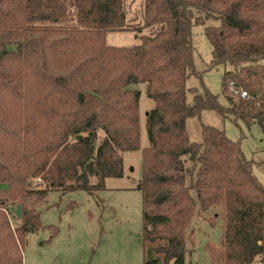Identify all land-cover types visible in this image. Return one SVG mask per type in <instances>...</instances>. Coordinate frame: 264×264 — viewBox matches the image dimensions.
<instances>
[{
  "label": "trees",
  "instance_id": "obj_1",
  "mask_svg": "<svg viewBox=\"0 0 264 264\" xmlns=\"http://www.w3.org/2000/svg\"><path fill=\"white\" fill-rule=\"evenodd\" d=\"M127 1L0 0V61L10 60L19 76L2 92L23 109L45 108L42 129L31 118L26 133L0 130L8 140L0 146V264H24L26 237L42 227L35 203L50 189L94 194L106 189V178L124 176L123 153L140 149L141 92L134 85L142 83L155 102L146 116L149 145L136 187L143 192L144 264H186L197 203L202 212L223 210L219 244L207 245L213 264H264V183L253 162L221 129L203 126L201 142L187 131L189 118L213 110L249 129L257 125L264 135V0H143L133 18L127 10L135 1ZM67 18L71 26L63 24ZM209 19L220 24L206 25ZM158 25L155 34H142ZM195 25H205L212 45L208 70L230 67L222 82L226 106L207 88L187 86L196 72ZM110 31H133L141 42L109 46L103 35ZM72 45L78 51L85 45L94 56L75 57L69 73L54 71L68 65ZM231 81L248 96L232 94ZM32 84L42 90L26 91ZM19 204L23 216L15 231Z\"/></svg>",
  "mask_w": 264,
  "mask_h": 264
},
{
  "label": "rangeland",
  "instance_id": "obj_2",
  "mask_svg": "<svg viewBox=\"0 0 264 264\" xmlns=\"http://www.w3.org/2000/svg\"><path fill=\"white\" fill-rule=\"evenodd\" d=\"M131 1L128 0L127 5ZM134 1L133 7L129 6L127 10L132 18L136 12L139 13L143 3V0ZM73 23L71 18L63 21L66 26ZM219 24L218 20L209 19L206 25ZM161 27L163 26L146 28L142 34L153 35ZM138 35L133 31H110L103 36H106L109 46L132 47L141 42ZM101 37L102 35L98 36ZM93 42L97 44V39L88 41L90 44ZM192 42L195 48L193 64L196 72L187 79L188 88L198 92H204L207 88L219 95L221 104L226 106L228 103L223 95L222 82L226 69L230 67L222 65L208 70L212 60V45L205 35V25L193 26ZM87 48L84 45L78 51L73 45L70 46L68 65L62 70L58 66H53L52 69L69 73L81 55L85 53L90 57L94 56L91 49L84 51ZM75 57L77 59L74 61ZM34 62L35 66H40L42 60L36 59ZM15 68L16 65L10 60L0 61V96L3 94L0 119L4 123L3 125L0 121V130L17 129L16 132L26 133L31 118L35 119L38 127L42 129L45 127L43 106L34 112L31 106L29 109H23L19 103L13 101L8 92H2L3 87H10L7 89L9 91L14 86V78L18 76ZM78 84L82 86L79 81ZM134 86L141 92L140 149L123 153L124 176L106 178V189L94 194L84 190L62 192L50 189L46 197L37 198L36 212L40 213L42 227L38 231L28 233L26 237L22 252L24 264H144L143 192L136 187L143 176V150L149 145L146 116L147 112L154 108L155 102L147 96L144 83ZM39 87L32 84L26 91L37 94L42 90ZM192 98L193 94L189 93L188 100L192 101ZM209 125L225 131L230 139L240 142L246 158L253 162L255 175L264 183V135L259 127L255 125L249 129L231 117L223 118L213 110H204L200 116L191 117L187 121L190 140L201 142L203 126ZM103 136L104 133L100 131V139ZM2 141L8 142L6 137H0V146L6 147ZM38 182L39 179L33 180L31 186L34 187ZM90 182L96 184L98 178L91 177ZM193 195L197 198L195 192ZM200 210V204L197 203L186 233V264H213L208 256L207 245L212 243L215 246H209L215 249L223 232V210L220 207H212L207 212ZM15 218H12V224L16 231L21 225L22 217ZM259 262L257 260L254 264Z\"/></svg>",
  "mask_w": 264,
  "mask_h": 264
},
{
  "label": "built area",
  "instance_id": "obj_3",
  "mask_svg": "<svg viewBox=\"0 0 264 264\" xmlns=\"http://www.w3.org/2000/svg\"><path fill=\"white\" fill-rule=\"evenodd\" d=\"M229 91L234 94V95H239L241 97H247L248 93L247 91L243 90L242 88L236 87L234 82H230L229 83ZM40 180V179H39ZM257 264H262L261 262L257 263Z\"/></svg>",
  "mask_w": 264,
  "mask_h": 264
},
{
  "label": "water",
  "instance_id": "obj_4",
  "mask_svg": "<svg viewBox=\"0 0 264 264\" xmlns=\"http://www.w3.org/2000/svg\"><path fill=\"white\" fill-rule=\"evenodd\" d=\"M15 215L17 218H21L23 215V206L19 204L17 208L15 209Z\"/></svg>",
  "mask_w": 264,
  "mask_h": 264
}]
</instances>
